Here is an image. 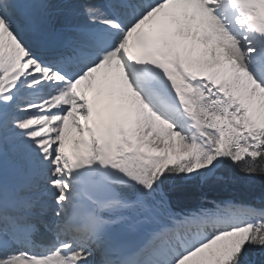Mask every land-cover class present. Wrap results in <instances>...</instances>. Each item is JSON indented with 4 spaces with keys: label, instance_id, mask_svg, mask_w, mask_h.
Instances as JSON below:
<instances>
[{
    "label": "snow or ice",
    "instance_id": "1",
    "mask_svg": "<svg viewBox=\"0 0 264 264\" xmlns=\"http://www.w3.org/2000/svg\"><path fill=\"white\" fill-rule=\"evenodd\" d=\"M227 163L264 175V0H0V264H264V208L177 185Z\"/></svg>",
    "mask_w": 264,
    "mask_h": 264
},
{
    "label": "trees",
    "instance_id": "2",
    "mask_svg": "<svg viewBox=\"0 0 264 264\" xmlns=\"http://www.w3.org/2000/svg\"><path fill=\"white\" fill-rule=\"evenodd\" d=\"M177 185L191 193V198L185 202L188 208L200 204L208 206L207 202L222 200L241 206L264 208V175L246 174L231 163L218 169L210 182L194 179L187 183L177 181ZM253 259L259 261L264 257L256 254Z\"/></svg>",
    "mask_w": 264,
    "mask_h": 264
},
{
    "label": "rangeland",
    "instance_id": "3",
    "mask_svg": "<svg viewBox=\"0 0 264 264\" xmlns=\"http://www.w3.org/2000/svg\"><path fill=\"white\" fill-rule=\"evenodd\" d=\"M83 2H85V0H82ZM104 1V2H103ZM52 3H63L65 2V0H52ZM89 3L91 2H96V6L100 7L103 9L104 7V3H106V0H88ZM102 2V3H101ZM67 3L70 5H75L76 3H72V0H67ZM92 4V3H91ZM69 11L67 9H64L60 12H57L53 18H52V23L53 25H59V24H63V23H67L68 21V16H69ZM104 70H101V73L97 74L98 77H101L103 75ZM107 85L105 86L106 89ZM108 89L105 90V93H107ZM72 131V137L75 138L76 134L74 129L71 130Z\"/></svg>",
    "mask_w": 264,
    "mask_h": 264
},
{
    "label": "bare ground",
    "instance_id": "4",
    "mask_svg": "<svg viewBox=\"0 0 264 264\" xmlns=\"http://www.w3.org/2000/svg\"><path fill=\"white\" fill-rule=\"evenodd\" d=\"M52 1V0H51ZM104 2V1H103ZM72 3H76V4H80V3H83V1L82 0H72ZM93 5H96V2H91ZM102 3V2H101ZM104 5H105V3H104ZM69 18H68V21H67V23H84L85 22V20H84V18L83 17H80V16H72V15H69L68 16ZM66 23V22H65ZM106 89H108V86L106 87ZM105 89V90H106ZM101 107H102V105H101Z\"/></svg>",
    "mask_w": 264,
    "mask_h": 264
}]
</instances>
